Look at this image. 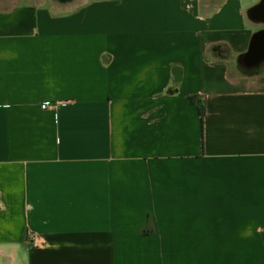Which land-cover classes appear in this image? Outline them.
<instances>
[{
    "label": "crops",
    "instance_id": "obj_1",
    "mask_svg": "<svg viewBox=\"0 0 264 264\" xmlns=\"http://www.w3.org/2000/svg\"><path fill=\"white\" fill-rule=\"evenodd\" d=\"M1 259L264 264V0L0 9Z\"/></svg>",
    "mask_w": 264,
    "mask_h": 264
},
{
    "label": "rangeland",
    "instance_id": "obj_2",
    "mask_svg": "<svg viewBox=\"0 0 264 264\" xmlns=\"http://www.w3.org/2000/svg\"><path fill=\"white\" fill-rule=\"evenodd\" d=\"M67 2L71 0H0V9L6 8L12 4L20 3V2H26L31 4H46V3H53V2ZM78 2L81 0H77ZM82 4V2H80ZM4 262H9V260H0V264H5ZM9 264V263H8Z\"/></svg>",
    "mask_w": 264,
    "mask_h": 264
},
{
    "label": "built area",
    "instance_id": "obj_3",
    "mask_svg": "<svg viewBox=\"0 0 264 264\" xmlns=\"http://www.w3.org/2000/svg\"><path fill=\"white\" fill-rule=\"evenodd\" d=\"M43 109H47L48 108V104H44L41 106Z\"/></svg>",
    "mask_w": 264,
    "mask_h": 264
},
{
    "label": "trees",
    "instance_id": "obj_4",
    "mask_svg": "<svg viewBox=\"0 0 264 264\" xmlns=\"http://www.w3.org/2000/svg\"><path fill=\"white\" fill-rule=\"evenodd\" d=\"M200 113L202 114V110L200 111Z\"/></svg>",
    "mask_w": 264,
    "mask_h": 264
}]
</instances>
